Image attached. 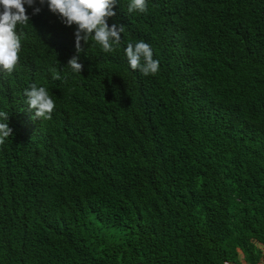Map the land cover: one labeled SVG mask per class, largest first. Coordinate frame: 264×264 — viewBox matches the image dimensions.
I'll return each mask as SVG.
<instances>
[{
  "label": "trees",
  "instance_id": "obj_1",
  "mask_svg": "<svg viewBox=\"0 0 264 264\" xmlns=\"http://www.w3.org/2000/svg\"><path fill=\"white\" fill-rule=\"evenodd\" d=\"M129 2L107 19L120 46L82 41L80 73L77 26L25 4L0 69V264H264V0ZM140 40L154 75L128 65ZM33 83L51 120L33 118Z\"/></svg>",
  "mask_w": 264,
  "mask_h": 264
},
{
  "label": "clouds",
  "instance_id": "obj_2",
  "mask_svg": "<svg viewBox=\"0 0 264 264\" xmlns=\"http://www.w3.org/2000/svg\"><path fill=\"white\" fill-rule=\"evenodd\" d=\"M37 0H0V69L11 74L17 67L19 52L21 50V36L17 32V26L27 25L30 17L26 14L25 4L29 7ZM40 5L47 3L49 11L57 14L66 26L76 25L75 49L73 55L67 61V66L73 73H80L83 65L78 62L79 53L83 51L81 42L89 44V40L95 41L101 46L103 52L112 53L121 43V34L125 31V25L113 23L108 25L107 19L116 15L112 10L117 0H38ZM146 0H130L127 11L145 12ZM39 7H33V14L39 13ZM124 53L129 67L138 70L142 75H154L159 71V61L153 59L151 46L140 40L129 42L124 48ZM53 79L60 80L59 74ZM26 103L34 110V119L51 120L55 102L49 95V91L43 86L33 83L24 89ZM7 112L0 111V144L12 135V129L8 126Z\"/></svg>",
  "mask_w": 264,
  "mask_h": 264
},
{
  "label": "built area",
  "instance_id": "obj_3",
  "mask_svg": "<svg viewBox=\"0 0 264 264\" xmlns=\"http://www.w3.org/2000/svg\"><path fill=\"white\" fill-rule=\"evenodd\" d=\"M224 263H226V261H224Z\"/></svg>",
  "mask_w": 264,
  "mask_h": 264
}]
</instances>
